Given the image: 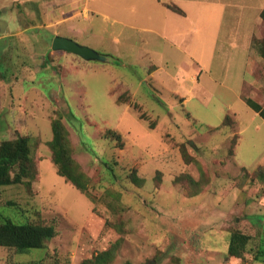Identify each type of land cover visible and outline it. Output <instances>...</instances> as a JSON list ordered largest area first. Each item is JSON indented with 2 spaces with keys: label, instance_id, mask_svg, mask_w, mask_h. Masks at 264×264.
Segmentation results:
<instances>
[{
  "label": "rangeland",
  "instance_id": "rangeland-1",
  "mask_svg": "<svg viewBox=\"0 0 264 264\" xmlns=\"http://www.w3.org/2000/svg\"><path fill=\"white\" fill-rule=\"evenodd\" d=\"M105 2L80 0L75 17L95 18L91 4ZM9 28L0 17V32ZM42 30L8 38L1 52L0 144L29 137L37 175L0 187V210L52 225L57 236L28 253L0 247V264H83L107 251L102 264H264V125L257 129L262 120L245 103L264 107V38L256 40L263 60L252 66L253 99L247 88L225 89L223 75L239 68L217 65L193 30L172 58L163 42L134 31L119 65L53 51ZM76 42L105 53L87 38ZM56 120L86 192L53 163ZM235 231L251 238L240 256L229 253Z\"/></svg>",
  "mask_w": 264,
  "mask_h": 264
},
{
  "label": "crops",
  "instance_id": "crops-1",
  "mask_svg": "<svg viewBox=\"0 0 264 264\" xmlns=\"http://www.w3.org/2000/svg\"><path fill=\"white\" fill-rule=\"evenodd\" d=\"M103 1H106L103 9L91 4L97 17L79 20L75 15L80 0H0V17L10 25L6 33L0 32V40L7 41L16 35L25 37V32L45 29L42 32L50 36L51 45L55 36L75 41L87 38L105 50L101 54L120 59L125 49L135 46L134 31H142L148 34V42L155 45L163 42L164 57L172 58L180 56L176 51L184 52L186 40L183 37L193 30L199 34L198 47L207 46V54H212L217 65L239 68L236 77L230 76V70L223 75L225 89L235 93L238 88L242 93L247 88L250 90L248 97L255 99L258 81L253 77L252 66L263 60L256 40L264 38V0ZM90 28L94 33L86 36ZM247 75L252 79L249 82ZM172 78L175 77L172 75ZM233 116L237 121L236 113ZM258 118L262 122L257 129L261 130L264 119L253 110L252 119Z\"/></svg>",
  "mask_w": 264,
  "mask_h": 264
},
{
  "label": "trees",
  "instance_id": "trees-1",
  "mask_svg": "<svg viewBox=\"0 0 264 264\" xmlns=\"http://www.w3.org/2000/svg\"><path fill=\"white\" fill-rule=\"evenodd\" d=\"M262 17L264 19V11ZM5 42V40H0V67L1 52ZM261 53L264 57V42ZM107 57L112 58L115 65L121 63L114 56L107 55ZM245 102L264 119V107L251 99H246ZM226 119L229 120L230 118L227 117ZM106 133L108 137L110 133L111 136L113 135L116 140L121 142L122 137L120 134L112 130H108ZM51 146L53 151L52 160L57 168L58 175L71 182L78 190L86 192L88 180L71 156L68 134L59 120H56L53 125ZM36 175L37 168L31 156L29 137L20 136L15 140H6L0 144V187L12 184H30L36 178ZM132 180L135 183L141 181L136 175L132 176ZM9 205L14 206L15 204L10 203ZM56 236L57 230L52 225L15 221L0 210V247L13 248L18 253H28L45 248L46 243ZM250 239V236L242 232H233L230 238L229 253L232 256H240L246 250ZM260 254L264 257L263 249H261ZM108 255H110L109 251L103 252L91 260H85L83 264H102Z\"/></svg>",
  "mask_w": 264,
  "mask_h": 264
},
{
  "label": "water",
  "instance_id": "water-1",
  "mask_svg": "<svg viewBox=\"0 0 264 264\" xmlns=\"http://www.w3.org/2000/svg\"><path fill=\"white\" fill-rule=\"evenodd\" d=\"M51 48L53 51H64L77 55L86 61L105 62L108 59L105 55L100 54L95 49L81 45L75 40L63 36H55Z\"/></svg>",
  "mask_w": 264,
  "mask_h": 264
},
{
  "label": "built area",
  "instance_id": "built-area-1",
  "mask_svg": "<svg viewBox=\"0 0 264 264\" xmlns=\"http://www.w3.org/2000/svg\"><path fill=\"white\" fill-rule=\"evenodd\" d=\"M1 100H2V97H1V92H0V105H1Z\"/></svg>",
  "mask_w": 264,
  "mask_h": 264
},
{
  "label": "bare ground",
  "instance_id": "bare-ground-1",
  "mask_svg": "<svg viewBox=\"0 0 264 264\" xmlns=\"http://www.w3.org/2000/svg\"><path fill=\"white\" fill-rule=\"evenodd\" d=\"M39 125V124H38ZM37 126V125H36ZM52 129V128H51Z\"/></svg>",
  "mask_w": 264,
  "mask_h": 264
}]
</instances>
